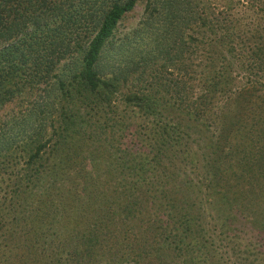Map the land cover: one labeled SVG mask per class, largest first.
<instances>
[{"label":"trees","instance_id":"trees-1","mask_svg":"<svg viewBox=\"0 0 264 264\" xmlns=\"http://www.w3.org/2000/svg\"><path fill=\"white\" fill-rule=\"evenodd\" d=\"M0 264H264V0H0Z\"/></svg>","mask_w":264,"mask_h":264},{"label":"rangeland","instance_id":"rangeland-1","mask_svg":"<svg viewBox=\"0 0 264 264\" xmlns=\"http://www.w3.org/2000/svg\"><path fill=\"white\" fill-rule=\"evenodd\" d=\"M142 12V4H139L135 7V9L129 13L120 23H119V31L124 32L128 29H130V27H132L133 25L136 24V22H138L140 14ZM169 109V114L168 117L171 118L172 116H174V112L171 108ZM4 112H6L4 110ZM177 118V117H174Z\"/></svg>","mask_w":264,"mask_h":264}]
</instances>
